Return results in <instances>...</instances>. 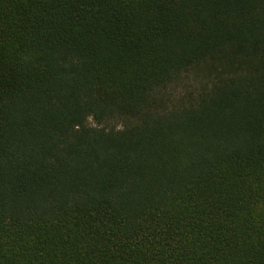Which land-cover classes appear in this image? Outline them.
I'll return each mask as SVG.
<instances>
[{
  "label": "trees",
  "instance_id": "1",
  "mask_svg": "<svg viewBox=\"0 0 264 264\" xmlns=\"http://www.w3.org/2000/svg\"><path fill=\"white\" fill-rule=\"evenodd\" d=\"M0 264H264V0H0Z\"/></svg>",
  "mask_w": 264,
  "mask_h": 264
}]
</instances>
